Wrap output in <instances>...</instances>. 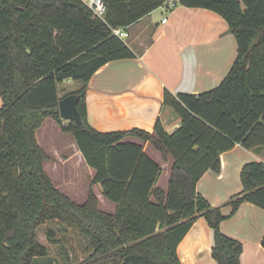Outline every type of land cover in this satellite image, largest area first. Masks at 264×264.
<instances>
[{
  "label": "trees",
  "instance_id": "obj_1",
  "mask_svg": "<svg viewBox=\"0 0 264 264\" xmlns=\"http://www.w3.org/2000/svg\"><path fill=\"white\" fill-rule=\"evenodd\" d=\"M163 1L104 0L106 11L97 17L82 0H0V264L42 257V264H181L177 243L198 216L213 229V259L240 264L242 244L224 234L220 222L244 201L264 209V162L243 164L242 191L230 200L228 215L196 184L205 171L219 172L220 155L236 144L264 146V0H178L219 14L235 38L236 56L211 89L163 91L162 105L180 119L174 131L159 119L152 132H102L87 120L85 92L93 73L109 61L135 57L111 28L136 22ZM65 79L81 83L70 92L78 96L80 124L59 115V99L70 94L58 95ZM46 118L72 134L95 171L90 185H101L116 204L113 213L98 208L92 187L79 204L54 185L35 136ZM128 137L148 142L164 161L171 157L167 191L155 186L159 164ZM71 234L74 243L67 242ZM73 247L86 256L77 262Z\"/></svg>",
  "mask_w": 264,
  "mask_h": 264
},
{
  "label": "crops",
  "instance_id": "obj_2",
  "mask_svg": "<svg viewBox=\"0 0 264 264\" xmlns=\"http://www.w3.org/2000/svg\"><path fill=\"white\" fill-rule=\"evenodd\" d=\"M175 2L171 9L165 10L161 5L125 26L128 32L125 42L135 57L109 61L90 77L85 106L87 120L95 129L110 132L140 128L152 132L155 121L159 119L165 130L172 132L180 119L172 117V109L162 105L163 91L199 93L215 87L228 72L236 41L228 30L227 22L209 9ZM163 18L165 22H162ZM70 80L65 79L61 83ZM58 95L61 96L60 92ZM2 104L0 97V108ZM170 126L172 131L168 129ZM45 127L50 130V137L42 135ZM35 136L49 157L43 162L45 172L59 190L82 204L92 187L98 208L108 213L115 211L116 204L102 195L101 185H90L95 171L86 164L72 134L63 132L52 118H46ZM126 140L141 144L143 151L159 164L161 173L155 186L167 191L171 157L164 161L148 142L134 137ZM73 158L89 167H86L87 185L81 191L73 187ZM249 161L264 162V146L246 149L236 144L223 152L220 171H205L197 181L196 190L213 207H220L222 214L228 215L231 212L230 200L242 191L241 168ZM164 171L167 172L166 178L159 184ZM220 230L241 242L240 264H264L261 246L264 209L244 201L232 216L220 222ZM213 243V229L203 216H198L177 243L176 252L181 264H218L211 255Z\"/></svg>",
  "mask_w": 264,
  "mask_h": 264
},
{
  "label": "rangeland",
  "instance_id": "obj_3",
  "mask_svg": "<svg viewBox=\"0 0 264 264\" xmlns=\"http://www.w3.org/2000/svg\"><path fill=\"white\" fill-rule=\"evenodd\" d=\"M177 4L180 5V3H178V0H177ZM165 15H168V13H166ZM128 37L126 38H123L124 41H127ZM233 55V59L230 61L231 64L230 66L232 65V62L236 56V49L235 50H232V54ZM229 66V67H230ZM218 84V83H217ZM81 83L78 82V81H74V80H70L69 82H65V83H59L58 84V92H60L61 96H63L65 93H70L71 91H74L76 89H78L80 87ZM171 116L172 117H178L173 110H171ZM63 120V119H62ZM65 121V120H63ZM67 122V121H66ZM169 131H172L171 129V126L168 128ZM43 134L45 137H50L52 134L50 132V130H48L46 127L43 129ZM40 136V135H39ZM66 138V137H65ZM62 141V140H61ZM63 142H65V139L63 138ZM85 164V163H84ZM83 163L81 164L79 160H76V158H73L72 161H71V165H72V168L74 169V172H73V175H72V179L74 180V183H73V187L75 189H78V190H82L83 187H85L87 185V177H88V168L86 165H84ZM87 167V169H86ZM63 169V168H62ZM64 171V169H63ZM167 172L164 171L162 174H161V177H160V180H159V184L163 183V181L165 180L166 178V174ZM77 201V200H76ZM42 238V237H41ZM42 240H44L42 238ZM69 243H74L73 242V239H72V234H71V239L70 241H67ZM79 242V241H77ZM72 253L76 255V260L77 262L82 260L85 256H86V251H82V248L81 247H73L72 249ZM59 251V250H58ZM46 258H37L33 264H42L44 263V260ZM52 261V260H51ZM56 262V261H55ZM55 264V263H54ZM56 264H58L56 262Z\"/></svg>",
  "mask_w": 264,
  "mask_h": 264
},
{
  "label": "built area",
  "instance_id": "obj_4",
  "mask_svg": "<svg viewBox=\"0 0 264 264\" xmlns=\"http://www.w3.org/2000/svg\"><path fill=\"white\" fill-rule=\"evenodd\" d=\"M85 5L93 12L97 17H102L106 11V3L104 0H82ZM176 5L175 0H164L162 6L165 10L171 9ZM166 19L163 18L162 22H165ZM111 32L113 35L123 39L128 37V32L123 26L112 27Z\"/></svg>",
  "mask_w": 264,
  "mask_h": 264
},
{
  "label": "water",
  "instance_id": "obj_5",
  "mask_svg": "<svg viewBox=\"0 0 264 264\" xmlns=\"http://www.w3.org/2000/svg\"><path fill=\"white\" fill-rule=\"evenodd\" d=\"M78 96L70 93L58 101V112L61 119L65 121H74L77 124L82 122L81 116L76 108Z\"/></svg>",
  "mask_w": 264,
  "mask_h": 264
}]
</instances>
